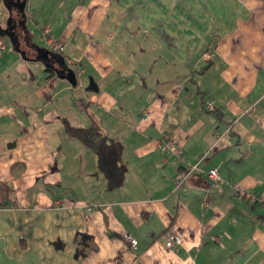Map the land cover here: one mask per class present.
<instances>
[{
  "label": "crops",
  "instance_id": "1",
  "mask_svg": "<svg viewBox=\"0 0 264 264\" xmlns=\"http://www.w3.org/2000/svg\"><path fill=\"white\" fill-rule=\"evenodd\" d=\"M25 13L64 42L54 53L79 84L45 69L21 90L13 64L0 70V183L13 189L0 264H264V0H27ZM63 118L119 147L100 160ZM165 135L173 150L156 148ZM167 230L182 243L165 248ZM78 232L97 246L82 260Z\"/></svg>",
  "mask_w": 264,
  "mask_h": 264
},
{
  "label": "rangeland",
  "instance_id": "2",
  "mask_svg": "<svg viewBox=\"0 0 264 264\" xmlns=\"http://www.w3.org/2000/svg\"><path fill=\"white\" fill-rule=\"evenodd\" d=\"M2 1V6L4 8V10L6 11L7 17L6 19L2 20V22H0V26L1 27H7L8 25V19H9V10H8V5L7 2L5 0H1ZM13 16L16 18V24L18 25L17 27V31L19 33V41H18V46L21 49V51L17 52L16 50H14L11 39L8 36H1L0 35V42L5 46V50L1 53L2 56H7L5 61H0V70L3 68V66L6 64H13V66L11 67V71L10 73L13 76V80H16V82L18 84H21V90H24L26 87H29L31 89H35L37 88V86L42 85L43 84V73L46 71L45 70V66L44 64H41V62H39V60L36 59L37 57V53H36V48H34V46L31 43L34 44H41L43 45V47L47 50V44H46V40L43 39V37L41 36V24L42 22H40L39 20V24L38 25H33L30 23L28 17L26 19V21L24 22L25 24H21V15L18 12V10L14 9L13 11ZM27 30V31H25ZM29 31V33H28ZM32 31V32H31ZM26 34V35H25ZM29 34V36H28ZM42 39V40H41ZM54 41H58L61 45V48H59V50L61 52H63L64 49V42L61 41L60 39H57ZM31 44V45H30ZM24 52V55L21 53ZM59 52V53H61ZM58 53V52H56ZM65 53L69 52L66 50ZM0 54V55H1ZM1 56V57H2ZM7 61V63H6ZM4 64V65H3ZM14 72V73H12ZM31 74H34L35 77L33 79H31L30 77L32 76ZM61 79L58 78L57 76L54 78H52L53 83L59 84V82ZM83 81L87 87L88 86V78L86 76H84L82 79L80 78V81ZM8 82V80H6V76L3 75V73L0 71V83L3 85V88H5V84ZM38 83V84H37ZM31 86H30V85ZM79 84V82L77 83V85ZM47 88V85L46 87ZM4 90V89H3ZM50 94H52V90L49 91ZM62 93L58 95V98L61 99L62 98ZM32 111V108H30Z\"/></svg>",
  "mask_w": 264,
  "mask_h": 264
},
{
  "label": "trees",
  "instance_id": "3",
  "mask_svg": "<svg viewBox=\"0 0 264 264\" xmlns=\"http://www.w3.org/2000/svg\"><path fill=\"white\" fill-rule=\"evenodd\" d=\"M50 74L53 75L51 70ZM63 126L65 133L78 141H80L84 146L93 150L99 157L102 159V156L108 148L114 149L119 147L117 142H114L112 139L107 137L98 127L89 126V127H79L72 125L67 119L63 118ZM0 198L2 204H9L13 200V189L6 183H0ZM75 243L77 247L78 259L82 260L90 252L97 249L96 244L93 241V238L87 233H76Z\"/></svg>",
  "mask_w": 264,
  "mask_h": 264
},
{
  "label": "built area",
  "instance_id": "4",
  "mask_svg": "<svg viewBox=\"0 0 264 264\" xmlns=\"http://www.w3.org/2000/svg\"><path fill=\"white\" fill-rule=\"evenodd\" d=\"M42 34H43V38L46 40L47 47L50 51L55 52V53L61 52L59 50V48L62 49L61 45L58 41L55 42L54 39L50 36V28L49 27H44L42 29ZM4 50H5V46L0 42V54ZM180 87H181L180 84L177 85V88H180ZM207 108L209 110L212 109V106L210 103L207 105ZM168 138H169L168 135L163 136L161 138V140H159L157 142L156 148L161 149V150H165V151L173 150V146L169 143ZM197 170H198L197 164L189 166L185 171L176 174L175 183L177 185H180L181 183H183L187 179V177L190 174H192L193 172H195ZM207 176L213 182L221 181V178H220L216 169H213L210 172H208ZM234 191H235V194L238 198L247 199L249 201H252L254 199V196L252 194L248 193L244 188H242L239 185H234ZM203 205L206 207L208 206L207 202H204ZM161 237L164 241L165 248H172L174 245H180L182 243L181 236L177 232H174L173 230L165 231L161 235ZM125 241L127 243H129V245L132 248H136L137 242L130 235L125 236Z\"/></svg>",
  "mask_w": 264,
  "mask_h": 264
},
{
  "label": "water",
  "instance_id": "5",
  "mask_svg": "<svg viewBox=\"0 0 264 264\" xmlns=\"http://www.w3.org/2000/svg\"><path fill=\"white\" fill-rule=\"evenodd\" d=\"M8 5L9 13H11V8L14 6L21 15V24H25L26 21V13H25V5L27 0H5ZM10 2V3H9ZM12 20V16L10 14L9 21ZM9 24V23H8ZM0 35L8 36L11 39L14 50L17 52L21 51L18 46L17 36H15V32H10L8 28H3L0 26ZM15 36V38L13 37ZM37 57L42 64H44L45 69L53 70L55 75L58 78L66 79L72 86H76L77 84V75L73 68H70L65 63L64 59L59 55L49 52L46 49L38 48L36 49ZM24 55V52H21ZM57 64V65H55ZM88 91H97V87L95 86L93 79L89 78L88 86L86 87Z\"/></svg>",
  "mask_w": 264,
  "mask_h": 264
},
{
  "label": "flooded vegetation",
  "instance_id": "6",
  "mask_svg": "<svg viewBox=\"0 0 264 264\" xmlns=\"http://www.w3.org/2000/svg\"><path fill=\"white\" fill-rule=\"evenodd\" d=\"M10 3V2H9ZM13 8H15L14 6H12ZM16 9V8H15ZM17 10V9H16ZM17 27H18V25L16 24V21H13V22H11V24L9 25V27H8V29H9V31L10 32H15V36H19V33H18V31H17ZM26 31V30H25ZM15 36H13L14 38H15ZM55 65H57V64H55Z\"/></svg>",
  "mask_w": 264,
  "mask_h": 264
},
{
  "label": "bare ground",
  "instance_id": "7",
  "mask_svg": "<svg viewBox=\"0 0 264 264\" xmlns=\"http://www.w3.org/2000/svg\"><path fill=\"white\" fill-rule=\"evenodd\" d=\"M49 52H52V51H50V50H48ZM52 53H54V52H52Z\"/></svg>",
  "mask_w": 264,
  "mask_h": 264
}]
</instances>
